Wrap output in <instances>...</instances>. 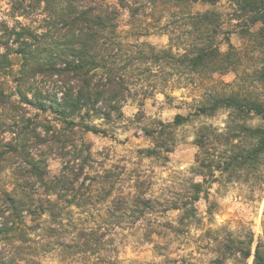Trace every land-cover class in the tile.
<instances>
[{"label":"trees","instance_id":"obj_1","mask_svg":"<svg viewBox=\"0 0 264 264\" xmlns=\"http://www.w3.org/2000/svg\"><path fill=\"white\" fill-rule=\"evenodd\" d=\"M197 1L217 2L11 0L13 16L30 18L39 8L43 25L37 32L28 24L10 26L0 21V264H21L18 260L23 257L17 252L23 242L31 240L25 229H45L51 236L63 226V220L70 219L72 209L88 210L99 202L108 217L115 216L116 212L127 215L135 212L140 218L152 210L155 200L146 195L144 181L136 179L129 191L115 192L118 175L113 169L92 174L91 144L85 135L105 133L104 128L92 123L95 119H101L104 124L122 119V107L130 95L141 91L138 104L143 105L155 92L164 93L162 88L169 83V70L198 76L244 72L239 71L244 56L241 48L230 43L225 50L221 47L227 38L218 39L224 32L222 12L214 9L187 13L186 25L193 38L177 47L182 51H174L176 45L172 44L156 48L138 41L139 36L146 35L139 17L143 11L140 5L148 8L153 17L157 12H173ZM226 1L230 19L244 20L242 33L257 43L261 65L249 76L253 85H264V0ZM125 14L132 30L138 33L133 43L123 42L119 35ZM159 19L160 15L155 18L156 22ZM169 26L165 25L164 30L170 34L172 43L175 37ZM163 70H168L164 75L167 78L159 79L157 72ZM146 73L156 76L150 85L145 83ZM8 77L12 78V87L7 86ZM206 95L188 114L177 113L167 123L159 121L154 146L140 152L146 157L157 155L158 147L165 142L162 135L166 128L225 108L229 111L230 123H234L225 133H215L211 138L204 131L206 126L197 130L196 170H204L211 176L216 170L219 177L236 176L237 180L252 174L254 182L261 186L264 183V127L248 125L244 119L250 113L264 119V99L254 88ZM5 132L9 133L8 137L1 135ZM52 155L59 159L57 171L49 168ZM6 168L11 169L8 183L1 181V173ZM192 188L193 197L173 207L181 211L177 230L199 220L195 203L203 191L202 184L194 182ZM44 214L58 226L42 227L40 221ZM262 226V235L253 251L254 233L250 229L245 239L217 238L214 264H223L227 259L246 263L250 257L251 264H264V213ZM77 233L79 242L68 246L78 247L80 253L90 249L98 251L100 238L95 229L81 228ZM27 263L42 264L35 258ZM102 264L115 262L108 260Z\"/></svg>","mask_w":264,"mask_h":264},{"label":"rangeland","instance_id":"obj_2","mask_svg":"<svg viewBox=\"0 0 264 264\" xmlns=\"http://www.w3.org/2000/svg\"><path fill=\"white\" fill-rule=\"evenodd\" d=\"M115 1L105 0L109 3ZM140 6L143 11L139 17L146 35L139 36L138 41L156 48L176 45L174 51H182L180 48L183 43L188 44L193 38L186 25L189 11L214 9L222 12L221 27L224 32L218 39L227 38L221 45L223 50L228 43L241 48L244 56L239 71L242 69L244 72H215L198 76L189 72L178 74L170 70L158 71L159 79L167 78L164 76L167 71L170 74L169 83L162 88L164 93L155 92L143 101V105H139L142 97L139 91L127 98L122 107V119L107 124L101 119L93 120V124L106 131L85 135L91 144L92 160L89 169L92 174L105 168L113 169L118 175L115 192L129 191L136 179L144 181L142 187L147 191L146 195L155 200L154 207L142 218L137 217L135 212L131 216L126 212H116L115 216L108 217L106 209H102V204L97 202L88 210L72 209L70 219L63 220V226L58 227L59 230L51 236L45 229H25L26 236L31 240L23 242L17 252L19 257H23L18 260L21 264H28L27 261L33 258L42 264H102L108 260L115 264H214L217 238L230 236L245 239L244 235L250 229L254 233L253 251L255 242L262 235L264 183L258 185L259 182H254L252 174L237 180L236 176L229 179L219 177V171L216 170L213 176L204 170H196L195 154L198 149L194 140L197 130L206 126L204 131L211 138L215 133H225L229 125L234 124L230 123L227 109L219 108L213 115H202L185 124L166 128L162 135L165 142L158 147L159 153L155 156L146 157L140 152V149L154 146L159 121L167 123L177 113L188 114L201 99L203 101L206 98V94L227 93L236 89L250 91L254 88L258 96L264 99V85H253L249 76L254 68L261 65L257 43L242 33L244 20L230 19L227 14L229 3L226 0H217L216 4L197 1L173 12H157L153 17L148 8ZM39 12L38 8L30 18L13 16L11 0H0V21H5L10 26L28 24L39 32L43 25V15L38 14ZM159 15L160 19L156 22L155 18ZM127 19L128 14L122 16L119 35L123 42L133 43L138 33L137 30H132V24ZM168 24L173 30L171 35L175 37L172 43L169 40L170 34L164 30ZM146 75L145 83L150 85L156 76ZM7 81V86L12 87V78L8 77ZM244 122L264 127V119L252 113L246 116ZM1 135L8 137L9 133ZM48 164L52 171H57L60 167L59 159L54 155L49 158ZM10 176L11 169H4L1 181L8 183ZM194 182H200L203 189L195 203L199 220L177 230V219L181 211L173 207L183 199L193 197ZM168 222L171 225H166ZM40 223L42 227L56 225L48 221L46 214L42 216ZM81 228L95 229L98 239L100 238L98 251L92 252L90 249L80 253L77 252L78 247L68 246L79 242L77 232ZM19 242L15 240V243ZM251 262L252 257L246 263L227 259L223 264Z\"/></svg>","mask_w":264,"mask_h":264}]
</instances>
